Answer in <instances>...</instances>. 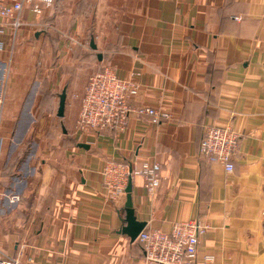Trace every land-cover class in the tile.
Masks as SVG:
<instances>
[{"label":"crops","instance_id":"obj_1","mask_svg":"<svg viewBox=\"0 0 264 264\" xmlns=\"http://www.w3.org/2000/svg\"><path fill=\"white\" fill-rule=\"evenodd\" d=\"M34 4L19 29L0 18V258L148 264L124 231L131 183L144 230L202 220L200 258L264 264V0H54L41 15ZM106 67L139 87L131 106L168 117L78 133L68 99ZM210 125L241 134L231 174L199 155ZM145 162L162 168L153 194L142 176L124 193L107 186L109 163Z\"/></svg>","mask_w":264,"mask_h":264},{"label":"built area","instance_id":"obj_2","mask_svg":"<svg viewBox=\"0 0 264 264\" xmlns=\"http://www.w3.org/2000/svg\"><path fill=\"white\" fill-rule=\"evenodd\" d=\"M33 6V13L41 15L42 6L50 7L54 0H0V18L10 20L15 29L23 24L20 14L25 5ZM1 49V46H0ZM139 87L123 80L109 67L90 75L75 128L81 135H92L106 130L123 132L127 128L129 117L151 116L154 122L168 114L151 108H134L130 99L138 94ZM241 134L232 126L210 125L206 128L200 144L199 155L211 163L221 164L229 174L235 171L234 157L239 151ZM162 168L159 164H142L140 170L130 169L126 165L109 163L103 171L106 184L114 192L124 193L130 181L137 176L144 178L146 190L153 194L161 185ZM13 204L20 201L19 196H11ZM209 226L202 220H190L174 224L170 234L160 230H144L137 238L144 250L148 264H212L214 257H199L201 239ZM0 264H19L12 258H0Z\"/></svg>","mask_w":264,"mask_h":264},{"label":"water","instance_id":"obj_3","mask_svg":"<svg viewBox=\"0 0 264 264\" xmlns=\"http://www.w3.org/2000/svg\"><path fill=\"white\" fill-rule=\"evenodd\" d=\"M91 45L93 46V49H96L93 42ZM66 104H67V91L65 89L60 95L58 117L63 118L65 116ZM126 193H127L126 213H127L128 226L124 229V231L126 232V234H128L131 237L132 241L134 242L137 240L140 233L144 230L146 224L137 222L134 216L132 197H131V193H132L131 183L129 184L126 190Z\"/></svg>","mask_w":264,"mask_h":264},{"label":"rangeland","instance_id":"obj_4","mask_svg":"<svg viewBox=\"0 0 264 264\" xmlns=\"http://www.w3.org/2000/svg\"><path fill=\"white\" fill-rule=\"evenodd\" d=\"M84 96V95H83ZM82 99H83V97L82 98H80V99H78V98H69L68 99V102H69V104H71V105H73V106H77V104H80V106H79V110H80V108H81V103H82Z\"/></svg>","mask_w":264,"mask_h":264}]
</instances>
